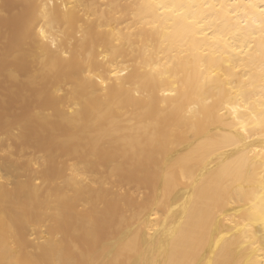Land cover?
<instances>
[{"label":"bare ground","instance_id":"6f19581e","mask_svg":"<svg viewBox=\"0 0 264 264\" xmlns=\"http://www.w3.org/2000/svg\"><path fill=\"white\" fill-rule=\"evenodd\" d=\"M10 1L0 264H264V0Z\"/></svg>","mask_w":264,"mask_h":264},{"label":"rangeland","instance_id":"374dc122","mask_svg":"<svg viewBox=\"0 0 264 264\" xmlns=\"http://www.w3.org/2000/svg\"><path fill=\"white\" fill-rule=\"evenodd\" d=\"M9 1V2H8ZM7 3V4H6ZM12 4V2L10 1V0H5V8H9L10 7V5ZM5 21H7L8 23V26H10V27H13L14 25H15V23H17L16 21H11V20H6V19H4ZM3 20V21H4Z\"/></svg>","mask_w":264,"mask_h":264}]
</instances>
